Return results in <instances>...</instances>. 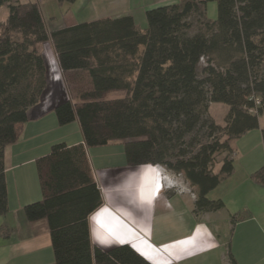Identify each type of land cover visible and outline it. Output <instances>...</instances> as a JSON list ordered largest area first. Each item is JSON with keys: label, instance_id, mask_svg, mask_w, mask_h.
Instances as JSON below:
<instances>
[{"label": "trees", "instance_id": "trees-1", "mask_svg": "<svg viewBox=\"0 0 264 264\" xmlns=\"http://www.w3.org/2000/svg\"><path fill=\"white\" fill-rule=\"evenodd\" d=\"M210 2L217 4L215 20L206 14ZM5 3L0 216L9 210L4 151L19 140L28 110L44 94L48 68L40 45L50 41L69 92L54 111L60 125L78 122L84 143L54 144L37 159L42 198L24 206L25 217L47 221L56 264H151L129 244L104 250L93 243L89 218L103 198L87 149L123 141L129 166L182 175L194 189L196 214L220 210L223 201L207 195L233 174V142L257 129L264 111V0L157 6L146 11L144 30L130 15L50 30L36 1ZM113 92L123 95L110 98ZM214 102L229 106L224 126L208 114ZM251 179L264 187V165ZM230 261L237 264L231 255Z\"/></svg>", "mask_w": 264, "mask_h": 264}, {"label": "crops", "instance_id": "crops-1", "mask_svg": "<svg viewBox=\"0 0 264 264\" xmlns=\"http://www.w3.org/2000/svg\"><path fill=\"white\" fill-rule=\"evenodd\" d=\"M11 1H36L47 25L48 22L51 24L50 30L125 15L132 16L136 25L144 30L148 9L184 0H136V7L132 6L134 0H76L64 5H59L57 0ZM206 14L210 20L216 19L215 2L208 3ZM51 66L41 101L28 110V120L19 140L6 146L4 151L9 210L0 216V227H5L9 233L0 231V264H56L47 221L30 222L23 212L25 205L42 198L37 159L48 155L54 144L63 142L74 146L84 143L77 121L66 125L58 122L54 109L69 97V92L59 65L57 69L53 60ZM106 157L111 159L112 153H98L95 163L90 159L103 198L102 206L89 218L91 238L96 246L108 250L116 245L129 244L151 264H235L230 261V255L237 264H264L263 240L254 248L247 243L250 237H264V187L250 179L234 181L235 187L249 195L255 193L257 198L255 211L252 208L254 214L232 224L235 227L231 238L226 229L227 220L219 223L214 217L218 215H213L215 211L195 213L194 189L190 186L192 194L184 188L183 183L190 185L184 177L183 180H173L175 175L164 173L169 177H165L168 181H163L157 167L129 166L125 151L124 159L117 163ZM235 174L234 170L228 178ZM156 179H159L157 184ZM164 184L170 188L165 189ZM186 194L193 202L192 215L186 226L178 230L170 227V220L176 214L169 205L171 200L180 204L181 195ZM238 228L242 232L238 241H244L239 248L235 245Z\"/></svg>", "mask_w": 264, "mask_h": 264}, {"label": "rangeland", "instance_id": "rangeland-1", "mask_svg": "<svg viewBox=\"0 0 264 264\" xmlns=\"http://www.w3.org/2000/svg\"><path fill=\"white\" fill-rule=\"evenodd\" d=\"M133 7L138 6V3L136 0L132 3ZM9 12L8 5H1L0 4V22L5 20ZM48 28H51V24L48 22ZM41 54L44 56L46 62H47V68L48 73H50V70L52 68V61H55L56 68L58 69V63L56 60V56L52 47V44L50 41H47L40 45ZM202 63V62H201ZM202 65V64H201ZM60 71V70H59ZM65 80V79H64ZM123 95V92H113L109 95L110 98H118ZM69 97H67L64 101L68 100ZM60 103V104H61ZM229 106L224 103H218L214 102L211 103L209 106L208 114L209 116L217 123L218 125L224 126L225 125V117L228 114ZM262 130H264V111L259 116V127L257 129L248 131L246 134L238 138L233 142L234 150H235V156H234V170L236 171L235 176H232L228 179H225L226 182H221L220 185L209 192L207 197L211 200H222L224 203V206L218 210L215 211L218 215L217 217L214 216L217 220H219V223H223V221L227 220V227L226 229L230 233V237L232 238V235L234 233L233 229L235 226L232 224H237L238 221L242 218L248 216H252L254 214V205L256 202V195L250 193V195L247 192H243V189H240L238 186L234 184V181H248L251 179V174L254 173L256 170L261 168L264 165V146L262 142ZM123 151V154L122 152ZM112 153V158L109 159L106 157L107 160H113L114 163H117L119 159H124V144L123 141H116L111 143L108 146H98L90 148L88 151L89 157L91 159L92 163H95V159L98 153ZM222 159V156H218L215 159V164L213 166L214 172L218 171L220 167V160ZM164 172L170 173L171 175H175L173 180H183V176L179 174H174L173 172L169 170H164ZM161 175V180L166 178L168 179L167 175ZM166 177V178H165ZM224 180V181H225ZM164 181V180H163ZM168 181V180H166ZM165 181V183H166ZM176 183V182H175ZM184 188H187L189 192L192 193V189L190 185H187L183 183ZM165 186V184H164ZM165 189L170 188V186H165ZM178 189V188H177ZM186 189V190H187ZM264 191V189H263ZM179 193H182L178 191ZM264 193V192H263ZM193 194V193H192ZM158 196V194L155 196V198ZM181 201L180 204L177 205V202L174 200H171L169 207H171V211L176 214V217H173V219L170 220V227L178 228V230H181L186 226L187 220L192 215V207L193 202L191 200L190 195H181ZM264 199V196H263ZM253 208V210H252ZM159 211V210H158ZM212 212V213H215ZM158 215V212H157ZM233 217H236L238 221H234ZM160 226V225H159ZM158 227V224L157 226ZM246 227V226H245ZM241 228V227H240ZM239 229V228H238ZM239 229V232L237 234V239L235 241V245L239 247L243 246L244 241H238V238L242 235V232ZM263 240L264 245V237L263 239H260V237L257 235L255 238L250 237L247 243L254 248V246L259 247V243ZM246 243V244H247Z\"/></svg>", "mask_w": 264, "mask_h": 264}, {"label": "built area", "instance_id": "built-area-1", "mask_svg": "<svg viewBox=\"0 0 264 264\" xmlns=\"http://www.w3.org/2000/svg\"><path fill=\"white\" fill-rule=\"evenodd\" d=\"M255 101H256V104H259V102H260L259 99H255ZM159 169H161L162 171H164V168H162V167H159Z\"/></svg>", "mask_w": 264, "mask_h": 264}, {"label": "clouds", "instance_id": "clouds-1", "mask_svg": "<svg viewBox=\"0 0 264 264\" xmlns=\"http://www.w3.org/2000/svg\"><path fill=\"white\" fill-rule=\"evenodd\" d=\"M152 166V165H151ZM153 167H157V170H159L162 174H164L165 172L162 171L161 169H159L160 166H153ZM165 175V174H164Z\"/></svg>", "mask_w": 264, "mask_h": 264}, {"label": "bare ground", "instance_id": "bare-ground-1", "mask_svg": "<svg viewBox=\"0 0 264 264\" xmlns=\"http://www.w3.org/2000/svg\"><path fill=\"white\" fill-rule=\"evenodd\" d=\"M159 176H161V175L159 174ZM159 176H157V178H159V179H160V177H159ZM159 179H156V182H155L156 184H157V182H158V180H159ZM155 187H156V185H155ZM154 189H155V188H154ZM155 190H156V189H155Z\"/></svg>", "mask_w": 264, "mask_h": 264}]
</instances>
